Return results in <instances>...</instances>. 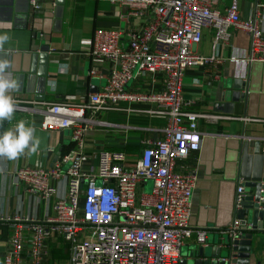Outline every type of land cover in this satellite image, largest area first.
Returning a JSON list of instances; mask_svg holds the SVG:
<instances>
[{"label":"built area","instance_id":"built-area-1","mask_svg":"<svg viewBox=\"0 0 264 264\" xmlns=\"http://www.w3.org/2000/svg\"><path fill=\"white\" fill-rule=\"evenodd\" d=\"M60 1L66 0H49L52 6ZM218 1L117 0L129 14L150 13V19L137 30L95 29L87 54L113 62L104 75L105 85L82 103L55 101L43 110L40 128L68 130L73 147L51 168L22 167L13 172L15 183L35 198L45 202L55 198L52 214L43 220L5 218L11 223V232L2 264H181L180 248L193 235L202 247L207 245L205 230L189 223L195 174L176 171L174 166L200 149L201 137L208 133L198 130V120L209 116L189 110L191 102L181 94V77L191 66L218 61L214 54L201 56L193 50L204 28L215 30V43H227L230 28L248 37L246 56L229 61L264 63V35L258 27L264 21V6L256 9L252 19L241 20L236 0L222 11L216 8ZM28 3L32 11L40 7L37 0ZM143 73L162 74L163 88L155 94L126 92L125 85ZM89 75L103 77L95 69ZM121 99L153 101L156 108L149 113L168 119L163 137L141 140L133 161L122 151L103 150L95 169L85 167L84 133L94 124H102L92 115L112 109ZM259 142L264 155V137ZM63 177L66 196L59 198L52 181ZM147 181H152L151 193L138 194V186ZM244 196V180L239 179L236 209L241 208ZM237 228L235 220L225 231L226 246H233L238 238ZM60 241L66 245L68 257L50 262L51 246ZM234 259L235 252H231L217 260L233 264Z\"/></svg>","mask_w":264,"mask_h":264},{"label":"crops","instance_id":"crops-1","mask_svg":"<svg viewBox=\"0 0 264 264\" xmlns=\"http://www.w3.org/2000/svg\"><path fill=\"white\" fill-rule=\"evenodd\" d=\"M236 1L241 20L252 19L256 9L264 6V0ZM37 2L40 7L32 11L28 0H0V36L8 37L0 47V61L10 65L6 71L18 81V90L11 93L16 105L25 107L16 108L12 120L0 126V133L24 120L26 126L35 128V137L40 140L36 153L26 151L15 160L0 158V264L11 232V223L5 218L29 216L43 220L52 214L55 198L48 202L35 198L15 183L13 172L22 167L51 168L73 147L68 130L40 128L43 110L55 101L82 103L105 85L104 75L113 62L87 54L95 29L137 30L150 19V13L129 14L117 0H66L56 6L49 0ZM230 3L219 0L216 8L222 11ZM258 27L264 35V21ZM229 31L227 43H215V30L204 28L193 50L201 56L214 54L218 61L191 66L181 77V94L191 102L189 110L209 116L198 120V130L208 133L202 135L200 149L177 160L174 166L176 171L192 170L195 174L189 223L205 230L207 243L202 247L193 235L180 248L181 264H218L217 247H221L219 258L228 250L225 230L232 220L236 182L258 175L264 180V155L259 142L264 137V63L229 61L231 57H245L249 44L240 31ZM92 69L99 70L103 77L90 76ZM236 79L247 85V90H242L243 102L231 101ZM163 85L162 74L143 73L124 89L132 94H155ZM155 108L150 100L121 99L112 109L93 114L92 119L102 124H94L84 133V166L95 169L103 150L122 151L127 160L133 161L140 152L141 140L161 139L168 119L149 113ZM66 182L65 177L52 181L56 197L66 196ZM142 188L144 185L137 190ZM200 247L202 255L198 254ZM259 250L256 247L250 264H264Z\"/></svg>","mask_w":264,"mask_h":264},{"label":"water","instance_id":"water-1","mask_svg":"<svg viewBox=\"0 0 264 264\" xmlns=\"http://www.w3.org/2000/svg\"><path fill=\"white\" fill-rule=\"evenodd\" d=\"M35 35L33 34L34 37ZM232 89L231 101L243 102L245 92L242 90H247L246 83L236 79L233 81ZM244 187L245 196L241 202V208L236 209L233 204L232 220L229 223L230 225L235 220L237 221L238 238L232 241L233 246H227L228 250L224 253L229 255L231 252H235L236 259L232 260L233 264H250L251 256L255 253L256 247L260 248L259 251L260 253L263 252L264 256V180L258 175L254 179L244 180ZM226 238L227 244L229 243L228 236ZM220 249L221 247L218 246L216 253L218 258L221 255ZM202 250L200 247L199 255L203 254ZM218 264H223V262L218 261Z\"/></svg>","mask_w":264,"mask_h":264},{"label":"clouds","instance_id":"clouds-1","mask_svg":"<svg viewBox=\"0 0 264 264\" xmlns=\"http://www.w3.org/2000/svg\"><path fill=\"white\" fill-rule=\"evenodd\" d=\"M7 39V36H0V47ZM9 67L6 61H0V126L6 120L11 121L16 111V102L11 93L17 91L19 85L11 72L6 71ZM39 146L35 128L26 126L24 120L19 121L13 129L0 133V158L15 160L26 151L28 154L36 153Z\"/></svg>","mask_w":264,"mask_h":264},{"label":"trees","instance_id":"trees-1","mask_svg":"<svg viewBox=\"0 0 264 264\" xmlns=\"http://www.w3.org/2000/svg\"><path fill=\"white\" fill-rule=\"evenodd\" d=\"M66 245L62 244L61 241L51 246L50 252V262L54 261H62L68 257L67 252H64V248Z\"/></svg>","mask_w":264,"mask_h":264},{"label":"rangeland","instance_id":"rangeland-1","mask_svg":"<svg viewBox=\"0 0 264 264\" xmlns=\"http://www.w3.org/2000/svg\"><path fill=\"white\" fill-rule=\"evenodd\" d=\"M68 165H65L64 166V169L67 167ZM97 183H99V179H97ZM151 189H152V181H148L145 185H144V188L143 190H138L137 193L138 194H141V193H144V194H150L151 193Z\"/></svg>","mask_w":264,"mask_h":264}]
</instances>
